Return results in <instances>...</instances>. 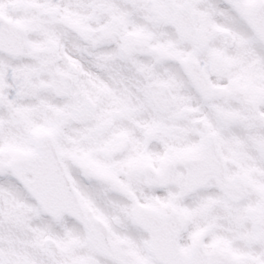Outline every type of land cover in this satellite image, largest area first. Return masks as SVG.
I'll return each instance as SVG.
<instances>
[{
    "label": "snow or ice",
    "instance_id": "snow-or-ice-1",
    "mask_svg": "<svg viewBox=\"0 0 264 264\" xmlns=\"http://www.w3.org/2000/svg\"><path fill=\"white\" fill-rule=\"evenodd\" d=\"M0 264H264V0H0Z\"/></svg>",
    "mask_w": 264,
    "mask_h": 264
}]
</instances>
